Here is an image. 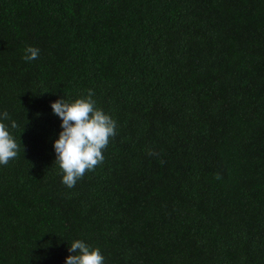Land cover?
<instances>
[{
  "label": "trees",
  "instance_id": "trees-1",
  "mask_svg": "<svg viewBox=\"0 0 264 264\" xmlns=\"http://www.w3.org/2000/svg\"><path fill=\"white\" fill-rule=\"evenodd\" d=\"M89 89L116 135L68 188L50 104ZM5 111L0 264H264V0H0Z\"/></svg>",
  "mask_w": 264,
  "mask_h": 264
},
{
  "label": "clouds",
  "instance_id": "clouds-1",
  "mask_svg": "<svg viewBox=\"0 0 264 264\" xmlns=\"http://www.w3.org/2000/svg\"><path fill=\"white\" fill-rule=\"evenodd\" d=\"M24 52L26 62L39 58L40 50L36 47L28 46ZM93 96V90L89 89L86 96L73 102H67L62 97L50 104L53 114L61 121L62 129L53 142L54 163L62 172L61 182L68 188L74 187L86 172L103 162V150L116 135V121L96 106ZM8 119L6 111L0 113V121ZM17 126L15 121H11L12 128ZM21 149L24 152L21 141L18 144L6 125L0 122V165H7L15 159ZM149 154L157 155L152 151ZM68 251L73 254L65 258V264H105L100 249L92 248L82 240H74Z\"/></svg>",
  "mask_w": 264,
  "mask_h": 264
}]
</instances>
